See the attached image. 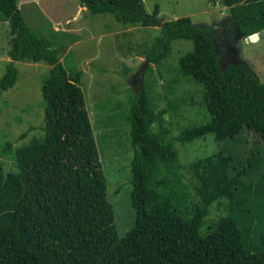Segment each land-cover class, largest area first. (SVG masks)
Instances as JSON below:
<instances>
[{"label":"rangeland","instance_id":"rangeland-1","mask_svg":"<svg viewBox=\"0 0 264 264\" xmlns=\"http://www.w3.org/2000/svg\"><path fill=\"white\" fill-rule=\"evenodd\" d=\"M35 1L37 6L33 0H19L27 25L61 51L68 72L83 73L82 97L65 92L55 99L58 120L67 122V128L58 130L55 145H46L42 86L50 66L14 62L16 84L0 92V163L7 172L14 169L23 175L43 264H142L131 206L134 151L126 118L131 99L146 87L152 108L166 111L170 141L184 165L212 155L221 138L237 136L242 129L215 88L205 91L179 76V60L193 50L192 42H173L160 65L147 64L145 49L160 35L163 23L190 18L216 37L223 68L242 64L264 84V30L256 42L245 38L232 24V9L223 0H143L148 14L159 8L161 24L151 28L93 15L83 10L82 0ZM11 39L9 23L0 21V79L12 62ZM205 96L220 108L209 111ZM209 121L215 122L214 135L187 145L174 140L182 130ZM76 128L77 136L62 135ZM251 138L259 140L256 134ZM260 206L244 215L258 242L264 239ZM227 213L226 201L215 204L209 220Z\"/></svg>","mask_w":264,"mask_h":264},{"label":"trees","instance_id":"trees-1","mask_svg":"<svg viewBox=\"0 0 264 264\" xmlns=\"http://www.w3.org/2000/svg\"><path fill=\"white\" fill-rule=\"evenodd\" d=\"M223 3L232 9L231 22L245 38L264 30V0ZM19 5V0H0V21L9 23L12 36V62L0 79V92L16 84L19 72L14 62L50 66L42 94L45 143L52 146L60 140L58 130L63 133L67 128V122L58 120L55 99L65 92L82 97L83 73L65 69L61 51L33 32ZM82 8L93 15H111L125 26L151 28L160 21L159 8L148 14L143 0H82ZM177 40L193 44V50L179 60V76L205 91L215 88L242 129L237 136L221 138L212 155L184 165L170 141L166 111L152 108L146 87L131 99L126 115L134 151L131 206L142 264H264V239L255 241V231L244 216L264 205V84L242 64L223 68L216 37L190 18L163 23L160 35L145 49L146 62L162 64ZM204 104L209 111L220 108L207 96ZM215 126L209 121L188 127L174 140L181 145L193 143L214 135ZM77 132L76 128L62 135L77 136ZM253 134L258 141L251 138ZM225 201L227 215L209 220L212 207ZM0 264H43L23 175L14 169L7 172L1 163Z\"/></svg>","mask_w":264,"mask_h":264},{"label":"water","instance_id":"water-1","mask_svg":"<svg viewBox=\"0 0 264 264\" xmlns=\"http://www.w3.org/2000/svg\"><path fill=\"white\" fill-rule=\"evenodd\" d=\"M158 24H160V23H158ZM259 35L260 34H254V35L250 36V41L251 42H256L259 39Z\"/></svg>","mask_w":264,"mask_h":264},{"label":"crops","instance_id":"crops-1","mask_svg":"<svg viewBox=\"0 0 264 264\" xmlns=\"http://www.w3.org/2000/svg\"><path fill=\"white\" fill-rule=\"evenodd\" d=\"M34 2H35V3H34ZM33 4H36V6L38 5L37 2H36L35 0H33ZM84 9L86 10V8H83V10H84ZM219 23H220V22H219ZM219 23H218V24H219ZM160 24H161V23H160ZM69 25H70V24H69ZM56 30H59V29L56 28ZM66 31H67V32H71L72 29H68V30H66ZM260 36H261V34H260Z\"/></svg>","mask_w":264,"mask_h":264}]
</instances>
